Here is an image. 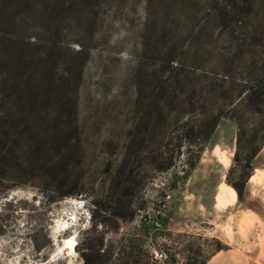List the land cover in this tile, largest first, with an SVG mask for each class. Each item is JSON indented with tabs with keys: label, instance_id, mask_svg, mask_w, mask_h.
Instances as JSON below:
<instances>
[{
	"label": "rangeland",
	"instance_id": "1",
	"mask_svg": "<svg viewBox=\"0 0 264 264\" xmlns=\"http://www.w3.org/2000/svg\"><path fill=\"white\" fill-rule=\"evenodd\" d=\"M223 3L0 0L15 40H0V264H207L222 245L211 197L237 129L222 115L189 166L180 127L201 107L180 100L199 98L220 55L237 75L264 58L250 34L264 19L224 24ZM156 84L173 103L148 95ZM256 154L264 165V143ZM247 186L245 203L264 213V178ZM122 208L132 213L118 219Z\"/></svg>",
	"mask_w": 264,
	"mask_h": 264
},
{
	"label": "trees",
	"instance_id": "2",
	"mask_svg": "<svg viewBox=\"0 0 264 264\" xmlns=\"http://www.w3.org/2000/svg\"><path fill=\"white\" fill-rule=\"evenodd\" d=\"M214 1L218 4V0ZM238 1H240L241 4H237V0H224L222 6L218 8V15L222 23L228 24L230 21L234 20L241 22L243 18L246 23L251 19H264V0L261 6L256 9L253 8L250 0ZM5 22L6 21L1 22L0 24V40L5 39L4 35H6L7 42L13 46L15 40L11 34L10 36L8 35L11 31H7L3 28V23ZM263 27L261 23L260 29L254 28L250 31L252 32L250 34L254 35V33L257 32L261 41L262 39L264 40ZM241 33L245 34L248 32H246V30H241ZM252 35L248 37V39H251ZM242 53H244V51L233 55L240 58ZM21 60H23L22 54H13L15 65H18ZM232 63V57L220 55L217 64L220 65V70L215 69L210 71L206 88L204 90L199 88V98L193 100L191 94H184V97L181 98L180 102L183 105V110L191 109L195 103H199L198 105L201 107V116L197 119H193L191 124H188V121L182 123L180 127L182 142L179 143V146L183 143L194 146L187 160L188 165L193 166L199 157L202 144L213 131L219 118L222 115H226L233 120L237 129L235 148L232 154V163L225 175L224 181L234 189L237 199L241 200L244 185L253 172L252 159L264 143V58L261 59L259 64L253 61L252 67L245 75H237L236 71L232 69ZM196 70L197 69L193 70V72ZM185 74L188 75V71H186ZM193 85H195V83ZM194 90L195 87L193 86L192 91ZM157 91L161 92L166 104L173 103L174 100L172 97L174 93L168 85L156 84L155 86H149L146 90L150 97H153ZM170 94L172 97L168 99ZM212 103H215L216 107H212ZM246 118L252 120V122L248 124ZM247 133H250L249 137H245ZM256 134H258L257 138ZM170 164L171 161L169 159L168 162H161L153 167L161 169L163 167H168ZM234 166L237 167V175L235 178L230 179L229 172ZM72 191L73 190H70L64 193H72ZM131 213L132 211L122 208L114 212V215L117 216L118 219H123L131 215ZM83 264H87L85 258Z\"/></svg>",
	"mask_w": 264,
	"mask_h": 264
},
{
	"label": "crops",
	"instance_id": "3",
	"mask_svg": "<svg viewBox=\"0 0 264 264\" xmlns=\"http://www.w3.org/2000/svg\"><path fill=\"white\" fill-rule=\"evenodd\" d=\"M256 157L257 154L254 162ZM252 166L249 181L263 180L264 165L253 163ZM249 181L244 185L241 200L225 181L214 187L210 205L216 215L222 216L217 235L222 245L207 264H264V213L245 203L251 195Z\"/></svg>",
	"mask_w": 264,
	"mask_h": 264
},
{
	"label": "built area",
	"instance_id": "4",
	"mask_svg": "<svg viewBox=\"0 0 264 264\" xmlns=\"http://www.w3.org/2000/svg\"><path fill=\"white\" fill-rule=\"evenodd\" d=\"M159 211H160V209H157V210H156V212H159ZM151 251H152V254H153V256H154L155 258H159V257L161 256V254H162L160 251H158V250L155 249V248L152 249Z\"/></svg>",
	"mask_w": 264,
	"mask_h": 264
},
{
	"label": "bare ground",
	"instance_id": "5",
	"mask_svg": "<svg viewBox=\"0 0 264 264\" xmlns=\"http://www.w3.org/2000/svg\"><path fill=\"white\" fill-rule=\"evenodd\" d=\"M64 240H66V239H64ZM68 243H69V246H68V247H66V251H65V253H67V254H69V253H70V248H72V247H73V243H72V242H70V241L68 240Z\"/></svg>",
	"mask_w": 264,
	"mask_h": 264
}]
</instances>
